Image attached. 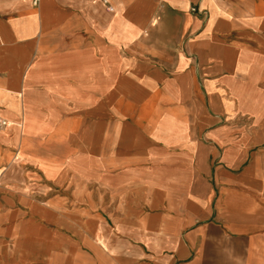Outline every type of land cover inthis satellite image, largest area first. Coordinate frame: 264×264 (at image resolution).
I'll return each instance as SVG.
<instances>
[{
    "label": "crops",
    "instance_id": "crops-1",
    "mask_svg": "<svg viewBox=\"0 0 264 264\" xmlns=\"http://www.w3.org/2000/svg\"><path fill=\"white\" fill-rule=\"evenodd\" d=\"M32 1L0 0V264H264V0Z\"/></svg>",
    "mask_w": 264,
    "mask_h": 264
},
{
    "label": "built area",
    "instance_id": "built-area-1",
    "mask_svg": "<svg viewBox=\"0 0 264 264\" xmlns=\"http://www.w3.org/2000/svg\"><path fill=\"white\" fill-rule=\"evenodd\" d=\"M111 1L112 0H103V5L105 7H110ZM32 3H33V6L37 7L40 3V0H33ZM191 11L194 13V12H197V9H192ZM7 125L8 124L6 121L0 119V126L1 127H7Z\"/></svg>",
    "mask_w": 264,
    "mask_h": 264
}]
</instances>
